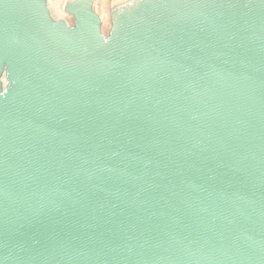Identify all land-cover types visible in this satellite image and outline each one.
<instances>
[{"label":"water","instance_id":"95a60500","mask_svg":"<svg viewBox=\"0 0 264 264\" xmlns=\"http://www.w3.org/2000/svg\"><path fill=\"white\" fill-rule=\"evenodd\" d=\"M66 13L0 0V264H264V0Z\"/></svg>","mask_w":264,"mask_h":264},{"label":"rangeland","instance_id":"374dc122","mask_svg":"<svg viewBox=\"0 0 264 264\" xmlns=\"http://www.w3.org/2000/svg\"><path fill=\"white\" fill-rule=\"evenodd\" d=\"M72 0H45L51 17L54 20H62L68 24L73 23V18L66 13V7ZM94 7L103 22V32L106 33L110 27L111 12L133 0H93ZM3 84H7L6 73L2 75Z\"/></svg>","mask_w":264,"mask_h":264}]
</instances>
